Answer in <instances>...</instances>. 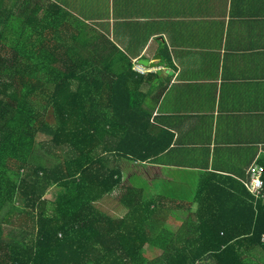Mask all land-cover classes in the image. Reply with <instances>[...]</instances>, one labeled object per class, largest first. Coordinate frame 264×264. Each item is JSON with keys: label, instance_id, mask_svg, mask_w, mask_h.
<instances>
[{"label": "trees", "instance_id": "trees-1", "mask_svg": "<svg viewBox=\"0 0 264 264\" xmlns=\"http://www.w3.org/2000/svg\"><path fill=\"white\" fill-rule=\"evenodd\" d=\"M41 11L0 0V264H264V187L245 218L204 186L191 210L124 185L123 159L171 146L149 145L145 77L83 21ZM115 193L116 213L97 206Z\"/></svg>", "mask_w": 264, "mask_h": 264}, {"label": "crops", "instance_id": "crops-1", "mask_svg": "<svg viewBox=\"0 0 264 264\" xmlns=\"http://www.w3.org/2000/svg\"><path fill=\"white\" fill-rule=\"evenodd\" d=\"M31 1L42 16L71 14L146 68L149 145L171 146L146 162L123 159L124 185L191 210L204 186L216 211L233 197L251 216L244 183L250 166H264V0Z\"/></svg>", "mask_w": 264, "mask_h": 264}, {"label": "built area", "instance_id": "built-area-1", "mask_svg": "<svg viewBox=\"0 0 264 264\" xmlns=\"http://www.w3.org/2000/svg\"><path fill=\"white\" fill-rule=\"evenodd\" d=\"M133 68L139 73L146 72V68L140 64H135ZM263 173L264 166L262 165H252L249 168L250 182H245L244 184L249 189V191L255 196H259L261 194L264 184L262 179Z\"/></svg>", "mask_w": 264, "mask_h": 264}, {"label": "rangeland", "instance_id": "rangeland-1", "mask_svg": "<svg viewBox=\"0 0 264 264\" xmlns=\"http://www.w3.org/2000/svg\"><path fill=\"white\" fill-rule=\"evenodd\" d=\"M124 183V182H123ZM57 190L56 189H51L49 192H48V194H47V198H48V200H53L54 198H55V196H56V194H57ZM116 194L117 193H115L112 197L115 199V200H110V199H106L107 200V202L105 203V201H102V202H99L98 204H97V206L100 208V209H106L107 211L109 210L110 212H114V213H116V209H115V207H117V205H116V203H115V201L117 200V198H116ZM112 203H115L114 205L112 204ZM178 205V204H177ZM118 211H119V215H125L126 213H127V209L124 207V206H120L119 207V209H118ZM108 213V212H107ZM110 214V213H109ZM112 215V214H111ZM114 215V214H113ZM152 249V248H151ZM152 252H154L153 250H151V252L149 251V253L151 254V255H153V256H155V254L154 253H152Z\"/></svg>", "mask_w": 264, "mask_h": 264}]
</instances>
